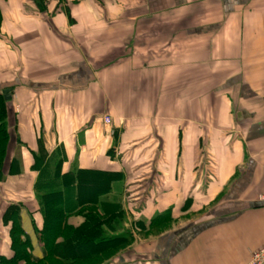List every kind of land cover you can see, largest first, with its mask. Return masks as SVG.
<instances>
[{
	"label": "crops",
	"instance_id": "1",
	"mask_svg": "<svg viewBox=\"0 0 264 264\" xmlns=\"http://www.w3.org/2000/svg\"><path fill=\"white\" fill-rule=\"evenodd\" d=\"M0 97V260L15 217L45 260V207L70 228L120 210L132 239L103 264H247L264 243V0H0Z\"/></svg>",
	"mask_w": 264,
	"mask_h": 264
},
{
	"label": "trees",
	"instance_id": "2",
	"mask_svg": "<svg viewBox=\"0 0 264 264\" xmlns=\"http://www.w3.org/2000/svg\"><path fill=\"white\" fill-rule=\"evenodd\" d=\"M5 103L0 97V181L3 177V164L6 155V145L8 142L5 128ZM99 212L83 209L76 212L83 216L84 222L78 228H70L65 222L68 214L58 207H45L44 227L39 233L41 242L46 249L44 261H30L29 252H26V242H19L16 237L21 231L18 227L17 217L10 220V237L14 256L10 259L0 260V264H25L36 262L35 264H49L53 257L58 258L63 264H82L92 256L110 257L116 251L124 248L131 242V235H111L115 231L114 224L122 218V212L104 217ZM103 211H101L102 213ZM61 225V226H60ZM62 237L61 243H55L56 239Z\"/></svg>",
	"mask_w": 264,
	"mask_h": 264
},
{
	"label": "built area",
	"instance_id": "3",
	"mask_svg": "<svg viewBox=\"0 0 264 264\" xmlns=\"http://www.w3.org/2000/svg\"><path fill=\"white\" fill-rule=\"evenodd\" d=\"M102 122L104 124H110L109 117H103ZM257 202L264 205V181L262 184V190L257 195ZM247 264H264V243L256 251H254L248 260Z\"/></svg>",
	"mask_w": 264,
	"mask_h": 264
},
{
	"label": "rangeland",
	"instance_id": "4",
	"mask_svg": "<svg viewBox=\"0 0 264 264\" xmlns=\"http://www.w3.org/2000/svg\"><path fill=\"white\" fill-rule=\"evenodd\" d=\"M124 219H125V218H124ZM122 223H123V221H122ZM122 226H123V224H122ZM123 228H124V227H123ZM123 228H121V230H122ZM119 233H120V229H118V227H117V230L115 229V231L113 232V234H112V233H108V235H109V234H111V235H118ZM123 234H128V233H125V232H124V233H122L121 235H123ZM112 256H114V254H113ZM108 258H109V257H106V256L100 258V255H98V256H94L93 258H90L89 260L83 262L82 264H103L106 260H108ZM49 264H63V263L52 261V262L49 263Z\"/></svg>",
	"mask_w": 264,
	"mask_h": 264
},
{
	"label": "water",
	"instance_id": "5",
	"mask_svg": "<svg viewBox=\"0 0 264 264\" xmlns=\"http://www.w3.org/2000/svg\"><path fill=\"white\" fill-rule=\"evenodd\" d=\"M6 92H7V91H3L2 93L4 94V97H5V98H8Z\"/></svg>",
	"mask_w": 264,
	"mask_h": 264
}]
</instances>
